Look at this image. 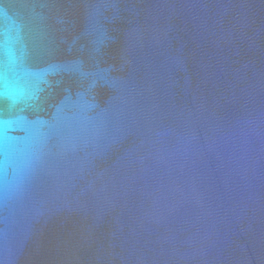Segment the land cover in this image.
<instances>
[{
  "label": "water",
  "instance_id": "95a60500",
  "mask_svg": "<svg viewBox=\"0 0 264 264\" xmlns=\"http://www.w3.org/2000/svg\"><path fill=\"white\" fill-rule=\"evenodd\" d=\"M0 264H264V0H0Z\"/></svg>",
  "mask_w": 264,
  "mask_h": 264
}]
</instances>
